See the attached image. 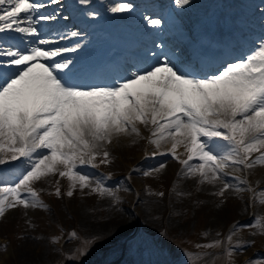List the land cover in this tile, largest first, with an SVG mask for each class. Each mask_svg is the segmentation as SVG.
<instances>
[{"label": "snow or ice", "instance_id": "1", "mask_svg": "<svg viewBox=\"0 0 264 264\" xmlns=\"http://www.w3.org/2000/svg\"><path fill=\"white\" fill-rule=\"evenodd\" d=\"M59 2L48 0L50 4ZM190 2L174 0L179 8ZM79 4L90 5V0H79ZM45 7L41 0H0V165L10 161L26 165L14 173L13 180L0 177V217L18 206L46 210L48 205L33 184L55 173L70 181L68 196L77 186L81 190L91 187L93 192L118 202L116 192L105 183L111 174L101 175L92 186L90 174L80 166L98 167V157L99 164H110L106 145L120 136H139L138 124L152 126L149 142L157 148L162 141H171L170 148L154 151L151 157L170 154L179 160L184 175L199 176L200 183L221 181L223 187L216 193L220 197L232 189L251 193L250 204L256 199L257 190L247 179L241 180L226 169L264 166V37L239 53L231 49L209 56L198 48L192 49L189 58L175 52L161 53L148 68L123 75L118 69L111 70V83L82 84L75 82L74 61L63 56L77 52L82 44L45 47L82 33L54 32L46 36L41 22L55 21L59 12L42 13ZM132 8L130 3H120L109 11ZM86 15L95 17L99 13L92 10ZM146 19L153 27L164 23L160 18ZM10 33L19 34V43H8ZM181 145L187 159H180L177 153ZM194 160L197 162L192 163ZM165 167L161 162L143 175ZM55 194L61 195L59 187ZM261 195L264 197V192ZM258 202L264 203V198ZM241 229H257L252 235L264 234V216L253 214L252 222L246 224L237 221L224 241L196 247H223L229 264H235L234 254L255 243L233 241ZM73 238H77L75 231L69 233V239ZM50 239L58 242V237ZM97 239L92 237L93 241ZM3 250L7 251V245ZM78 254L85 255L86 249H79ZM207 255L201 254V258ZM69 256L76 258L75 254Z\"/></svg>", "mask_w": 264, "mask_h": 264}, {"label": "rangeland", "instance_id": "2", "mask_svg": "<svg viewBox=\"0 0 264 264\" xmlns=\"http://www.w3.org/2000/svg\"><path fill=\"white\" fill-rule=\"evenodd\" d=\"M139 125V136H120L106 145L111 163L99 164L98 157L96 164L101 170L90 175L95 186L97 174H111L105 183L116 192L118 202L113 203L111 196L93 192L91 187L81 190L77 186L72 189L73 195L68 196L70 181L67 177L60 180L58 173L35 182L33 185L46 193L58 186L61 195L51 190L52 194L43 198L40 192V199L48 205L46 210L18 206L0 217V264H189V259L192 264H229L222 253L213 255L221 247L196 245L224 241L231 226L249 214V208L232 189L223 197L216 195L223 187L220 181L200 183L199 176L184 175L183 166L176 173V159L172 157L156 156L157 167L161 162H170L148 176L143 175L145 168L134 172L135 163L146 149L142 139L147 130ZM152 145L151 152L165 151L162 142L161 148ZM12 162L21 161L8 164ZM231 167L240 170L232 169L233 173L248 172L243 166ZM263 169L264 166L255 168L254 178L256 174L263 175ZM158 192L164 195L150 194ZM221 207L223 210H219ZM72 231L77 238L69 239ZM255 231L258 230L241 229L234 235L233 241H255L242 253L234 254L235 264H248L249 260L264 264V234L252 235ZM196 233L207 237L199 241L196 238V243L187 242ZM53 236L58 237V242L51 241ZM92 237L98 239L93 241ZM4 245L7 251L3 250ZM81 248L86 249L83 256L78 254ZM204 253L209 255L202 259ZM69 254H75L80 263ZM168 254L169 258L162 259Z\"/></svg>", "mask_w": 264, "mask_h": 264}, {"label": "bare ground", "instance_id": "3", "mask_svg": "<svg viewBox=\"0 0 264 264\" xmlns=\"http://www.w3.org/2000/svg\"><path fill=\"white\" fill-rule=\"evenodd\" d=\"M42 1H44V2H45V0H42ZM78 2H79V1H78ZM140 131H141V130H140ZM263 171H264V169H263ZM217 182H218V181H217ZM217 184H218V183H217ZM217 184H216V185H217ZM98 229H99V228H98Z\"/></svg>", "mask_w": 264, "mask_h": 264}]
</instances>
